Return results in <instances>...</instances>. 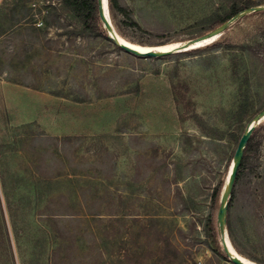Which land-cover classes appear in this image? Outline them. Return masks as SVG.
Returning a JSON list of instances; mask_svg holds the SVG:
<instances>
[{
	"label": "rangeland",
	"instance_id": "rangeland-1",
	"mask_svg": "<svg viewBox=\"0 0 264 264\" xmlns=\"http://www.w3.org/2000/svg\"><path fill=\"white\" fill-rule=\"evenodd\" d=\"M58 2L0 0V264H233L204 229L236 138L264 108V16L151 58L88 34ZM120 3L138 26L109 15L117 35L152 48L223 12L221 0ZM254 132L229 215L243 255L225 235L264 264V121Z\"/></svg>",
	"mask_w": 264,
	"mask_h": 264
},
{
	"label": "trees",
	"instance_id": "trees-1",
	"mask_svg": "<svg viewBox=\"0 0 264 264\" xmlns=\"http://www.w3.org/2000/svg\"><path fill=\"white\" fill-rule=\"evenodd\" d=\"M221 1L223 4V7H222L223 12L221 14L211 15L210 17H207L203 21L199 22V24L204 26V28L202 29L203 32H206V31L208 32L210 30H213L216 27L225 23L227 20L231 19L232 17L238 15L239 13L246 11L247 9L258 5V4H254V2L252 0H221ZM107 2H108L109 14L113 18L121 17L125 22H128L130 25L138 26L137 23H135L134 20H132L129 10L126 7L122 6V4L120 3V0H107ZM52 9L54 12H57L58 10H62L63 13L70 15L74 20H76L80 24L82 29L85 32H87L88 34L93 35V36H102V37L108 39L107 33L104 30L103 25H102L100 18H99L97 0H59L58 5L53 6ZM251 14L264 16V11L250 13V15ZM260 41L262 43H264V32L262 34V38L260 39ZM214 46H218V43H217V45L214 44ZM242 47H244L245 49L246 48L249 49L250 45L246 44V45H243ZM198 50L199 49L190 50L189 53H194L195 51H198ZM174 54H180V53H174ZM174 54H172V55H174ZM175 89H176V86H173V94L175 97V101L178 104L179 103V101L177 99L178 95H176ZM253 117L254 116H252V118ZM243 132L244 131H242V133H240V135L237 136L236 144L238 143ZM254 133L255 132L253 131L252 135L250 136V138L246 144V147H245V150L243 153V157H242V161H241L239 169L237 171L234 187L240 181L244 171L247 168L246 165H247V160H248V156H249V152H250ZM55 139H58V138H55ZM64 139H66V141H68V140L70 141L72 139V137L70 138L67 136V137H64ZM232 158H233V155H232ZM226 168H227V170H229L230 166L228 165ZM227 170H226V172H227ZM224 186H225V179L220 181L215 186V188L213 189L212 196H211V206H210L209 214L207 215V218H206L204 234H205V238L209 244L211 251L213 253L219 255L222 259L227 261L228 257L225 254V252L222 250V247L219 243V240H218L217 234H216L217 233L216 230L218 228V223H217L218 203H219V200H220L221 195L223 193ZM234 187H233V190L230 194V198L228 201L226 218H225V222H226L225 226L227 228V232L229 234V237L231 239V242H232L234 249L240 255H243L242 252L234 244L232 229H231V225H230V221H229V215H230L232 200H233L234 195H235L234 194ZM260 264H262V263H260Z\"/></svg>",
	"mask_w": 264,
	"mask_h": 264
},
{
	"label": "water",
	"instance_id": "water-1",
	"mask_svg": "<svg viewBox=\"0 0 264 264\" xmlns=\"http://www.w3.org/2000/svg\"><path fill=\"white\" fill-rule=\"evenodd\" d=\"M98 3V13H99V18L100 21L103 25L104 30L107 33V37L110 41H112L115 45H117L119 48L122 50L131 53L133 55H136L138 57H164L171 55L173 53H178V52H184V51H189L198 48L199 46L196 47L197 44H201L205 42L206 40H214L216 37L224 33L228 26L233 23L238 17L243 16L247 13H254V12H259V11H264V5H256L254 7H251L247 9L246 11H243L239 13L238 15L232 17L231 19L227 20L225 23L222 25L216 27L213 30H210L199 37L195 39L188 40L187 42L183 44H178L172 49L168 50H147V51H139L133 47L124 45L118 39H116L117 33L109 19V9H108V2L107 0H97ZM264 121V108L259 111L254 117L248 122L246 125V128L244 129V132L242 136L240 137L237 146L235 148L233 158H232V163L230 165V169L228 172V176L226 178L225 186L223 189V193L220 198V204L217 212V223H218V229L220 233V245L222 247V250L225 252L227 255L228 259L233 263V264H256L253 262H245L244 260H240L237 257L233 256L231 254V251L229 249V246L227 244L228 238L226 237V229H225V218H226V211H227V206H228V201L230 198V194L233 190L237 171L239 169L240 163L242 161L243 153L246 147V144L252 135L253 131L255 128ZM229 242V240H228ZM230 243V242H229ZM231 245V244H230ZM232 247V245H231ZM236 253V252H235ZM236 255L241 258L237 253Z\"/></svg>",
	"mask_w": 264,
	"mask_h": 264
},
{
	"label": "bare ground",
	"instance_id": "bare-ground-1",
	"mask_svg": "<svg viewBox=\"0 0 264 264\" xmlns=\"http://www.w3.org/2000/svg\"><path fill=\"white\" fill-rule=\"evenodd\" d=\"M116 39H118V41H120L121 43H123L124 45H127V46H130V47H133V48H135V49H137V50H139V51H147V50H154V49H157V50H168L167 48H168V46H158V47H154V48H152V47H146V46H140V45H136V44H133V43H130V42H128L127 40H125V39H123L122 37H120V36H116ZM172 48V47H171ZM227 244H228V246H229V249H230V251H231V254L233 255V256H235V257H237L238 259H240V260H244L245 262H249V261H247L246 259H244L243 257H238L237 255H236V253L234 252V250L230 247V245H229V243L227 242ZM240 256V255H239Z\"/></svg>",
	"mask_w": 264,
	"mask_h": 264
}]
</instances>
